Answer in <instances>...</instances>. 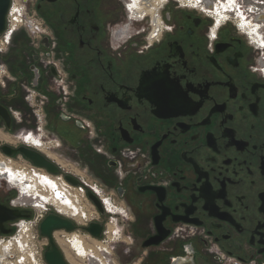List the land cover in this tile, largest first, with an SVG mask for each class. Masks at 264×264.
Returning a JSON list of instances; mask_svg holds the SVG:
<instances>
[{"label": "flooded vegetation", "instance_id": "obj_1", "mask_svg": "<svg viewBox=\"0 0 264 264\" xmlns=\"http://www.w3.org/2000/svg\"><path fill=\"white\" fill-rule=\"evenodd\" d=\"M22 3L34 29L0 36V143L38 150L105 213L8 159L26 194L72 187L61 215L104 233L120 212L124 264H264V0ZM72 233L82 257L99 241Z\"/></svg>", "mask_w": 264, "mask_h": 264}, {"label": "bare ground", "instance_id": "obj_2", "mask_svg": "<svg viewBox=\"0 0 264 264\" xmlns=\"http://www.w3.org/2000/svg\"><path fill=\"white\" fill-rule=\"evenodd\" d=\"M194 1L197 3L201 2V0H194ZM223 6H219V8H223ZM224 7L229 9L230 4L228 3L227 6H224ZM241 7H242V5H241ZM145 18H146V16L141 17V19H145ZM17 30L18 29H15V31H17ZM30 135L31 134H27V135H25V137H23L27 143L30 141H33L29 137ZM0 139L4 142L9 141V139L7 137H5L4 135H1V134H0ZM28 144H30V143H28ZM5 145H7V144H5ZM31 168H34V167L31 166ZM0 178L16 182L17 184H19V187L21 188V190L19 189L20 193H18L19 196L21 195L19 201L14 200L13 206L11 205L14 209H22V210L23 209H34V210L39 211L41 213H44L45 211L48 213L57 211L56 213L59 212L58 214L61 215V211L59 210L61 208V206H60L59 202H62L63 199L66 198V194L68 195L69 192L70 193L73 192L71 190L72 187H70L66 182L63 181L65 183V185L69 186L70 188H66L64 186L56 185V183L52 182L51 186L53 187L52 188L53 193L51 192L49 194V198L47 200L41 196L32 195L31 193L26 194V191H31L33 189L29 186L30 179L28 178V176L26 174L19 173L18 171H15L13 169V165L11 164V162H5L1 158H0ZM57 178L59 180L61 179L60 177H57ZM61 180H63V179H61ZM54 184H55V186H54ZM14 188L18 189V187H14ZM73 189H75L77 191L76 194L78 196L77 195L76 196H77L78 205H81L82 203L80 202V200L83 198V201H84L87 197L85 194V189L83 187H78V188H73ZM94 192L98 194L97 190H94ZM68 199H70V198H68ZM51 201L53 204L51 203ZM63 202H64V206L67 207L66 202L65 201H63ZM107 204L108 203H105L106 207H107ZM107 210L111 213V211H110V209H108V207H107ZM116 213L120 214V212H118V211ZM116 213L113 212V213H111V215H115ZM80 214L78 212V215H76V216L70 217L69 215H63V217H70L73 219H76L78 216H81V215H84V217H86V213L81 214V215ZM94 215H96V211L93 209V216ZM93 218H97V217H93ZM84 220L88 221L86 218ZM109 227L111 229V235L108 238V240H109L108 242H113L119 238V233L117 232V228H116L117 227L116 220H113L110 223ZM18 228L20 230L15 237L5 239V240H0V264H38L37 260H36V252H35L36 248L33 245V243L32 244L29 243V241L32 240V237H33L31 227L29 225H27L26 223H21L20 226H18ZM58 233H61V232L60 231L55 232L54 237H55L56 242L60 246V248L63 251V254L66 258V255H67L66 251H69V247L71 246L70 244H71V242L73 240V236H75V234L72 232L66 233V236H65L66 239L65 238L60 239L58 236L59 235ZM108 242H104V243L108 244ZM68 245H69V247H68ZM77 248H78V245H77ZM79 250L81 252V249H79ZM66 260H67V258H66ZM67 262H68V260H67ZM95 264H97L96 261H95Z\"/></svg>", "mask_w": 264, "mask_h": 264}, {"label": "water", "instance_id": "obj_3", "mask_svg": "<svg viewBox=\"0 0 264 264\" xmlns=\"http://www.w3.org/2000/svg\"><path fill=\"white\" fill-rule=\"evenodd\" d=\"M11 7V0H0V36L6 30L7 15ZM0 115L8 123L9 117L7 111L0 106ZM0 153L7 158L22 157L31 166L46 171L49 175L54 177H62L67 183L74 187L81 185L80 181L69 174H63L61 169L55 165L50 159L39 151L28 147L22 146L19 148H12L8 145H0ZM87 196L92 201L100 214L104 215L105 211L98 198L91 191L87 192ZM29 217V216H28ZM22 218L21 211L6 205L0 204V233L2 235L11 234V230L5 228V224L14 222ZM78 226L56 212H49L39 225V234L42 238L47 240V246L44 251L43 257L46 264H69L54 238L55 232L66 231L74 232ZM84 230L95 239H101L104 232L103 226L98 222H92L85 227Z\"/></svg>", "mask_w": 264, "mask_h": 264}, {"label": "rangeland", "instance_id": "obj_4", "mask_svg": "<svg viewBox=\"0 0 264 264\" xmlns=\"http://www.w3.org/2000/svg\"><path fill=\"white\" fill-rule=\"evenodd\" d=\"M240 2V1H239ZM175 3V2H174ZM179 4V3H178ZM184 10H191L192 8H187V7H182ZM27 10V8H26ZM198 11V10H197ZM3 38V37H2ZM20 128V129H19ZM19 132H21V130H23L24 128L22 127H19ZM6 133V132H4ZM17 133V134H18ZM8 134V133H6ZM11 135V134H10ZM18 139V138H17ZM16 139H14L15 141ZM16 144L15 145H9L10 147L12 148H19V147H22V146H25L21 141H15ZM0 145H5L3 143H0ZM1 154V153H0ZM2 155V154H1ZM0 155V158L2 160H4L5 162H7L8 159H12L14 160L15 162L19 163V164H24V166H28L27 163L25 162V160L22 158V157H16V158H7L5 157L4 155L1 156ZM26 164V165H25ZM29 165H31L29 163ZM86 178L88 177L87 175H85ZM87 180H89V182L91 183H96L97 181L95 179H90V178H87ZM15 186L11 185L9 182H7L6 180H1L0 179V203H5V204H8L9 200L10 203L14 200L16 201H19L21 195L19 196L18 194V190L19 189H16L14 188ZM79 187H82V186H79ZM78 188V187H76ZM20 193V191H19ZM11 194V195H10ZM9 197V199H8ZM23 199V198H22ZM21 199V200H22ZM82 200V201H81ZM80 200V202L82 203L81 206H84L86 205V203H83V198ZM86 208V207H85ZM119 209V208H117ZM30 210V215L33 216V215H42L41 212L39 211H36L34 209H28ZM86 209H83V211H85ZM48 213V212H47ZM86 213V217H82V216H79L81 217L82 220H84L85 218L88 220L90 218V216H88L87 212ZM94 217H97L96 215H94ZM20 219H23L20 218ZM113 220H116V224H117V232L119 234H121V231H122V227H121V224L119 221H117V215H108V222H107V227H106V230H105V233L103 234L102 238L101 239H98L99 241H97L98 243L95 244L93 246L92 251L88 252V254L84 257H82L74 248L72 247H69V252L71 254V256L79 263V264H92L90 261H91V258H94L95 261L97 262V264H124L125 261H127V256L126 255H123V251L125 249H128V248H131V250H134V246H132L131 244L130 245H122L119 240H120V237H119V240L117 242L113 241V242H108V238L109 236L111 235V229L109 227L110 223L113 221ZM119 220V219H118ZM39 225H40V222L39 224L37 225V227L35 225H33V233L35 235V237L37 236L38 239H39V242L42 244V243H47V240L42 238L39 234ZM112 225V224H111ZM84 227H78V229L74 232H79V235H81L82 237H86V235H89L84 229ZM61 233H58L59 235V238L60 239H66V233H69V232H66V231H60ZM108 232V233H107ZM16 233V231H14L13 233L9 234V235H5V236H14ZM55 238V237H54ZM104 242H108L107 243H104ZM30 243V242H29ZM40 243H36L35 245V248L37 246V249H39L40 247ZM57 243V242H56ZM89 243V241H88ZM58 244V243H57ZM59 246V245H58ZM60 247V246H59ZM46 247L44 248V251H45ZM63 252V251H62ZM43 256V255H42ZM43 261H44V257H43ZM43 264H46L45 261Z\"/></svg>", "mask_w": 264, "mask_h": 264}, {"label": "built area", "instance_id": "obj_5", "mask_svg": "<svg viewBox=\"0 0 264 264\" xmlns=\"http://www.w3.org/2000/svg\"><path fill=\"white\" fill-rule=\"evenodd\" d=\"M26 11H27L26 6L22 3V0H11V7L7 15L6 30L3 33V38H5L7 42L11 39L12 35L15 33V29L20 30L26 27L29 29H34L35 22L32 18L26 16ZM13 203L14 201L11 202L12 206H13ZM41 214L42 215H33V216L24 217L23 219H18L14 221L12 226H14V231H16L15 235L5 236V235L0 234V240H5V239L15 237L20 230L18 226H20L21 223H26L27 225H29L33 233V225L37 227L39 222L41 223V221L44 219L47 212L45 211L44 213H41ZM29 242L31 244L33 243L34 246L36 245V243L38 244L40 243L38 237L37 236L35 237L34 233H33L32 240H30ZM46 246H47V243H42V244L40 243L39 249H37V246H36L35 252H36V260L38 264L44 263L42 255L44 254V248Z\"/></svg>", "mask_w": 264, "mask_h": 264}]
</instances>
